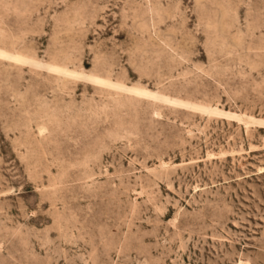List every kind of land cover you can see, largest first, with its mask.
<instances>
[{"label":"rangeland","instance_id":"374dc122","mask_svg":"<svg viewBox=\"0 0 264 264\" xmlns=\"http://www.w3.org/2000/svg\"><path fill=\"white\" fill-rule=\"evenodd\" d=\"M0 264H264V0H0Z\"/></svg>","mask_w":264,"mask_h":264}]
</instances>
